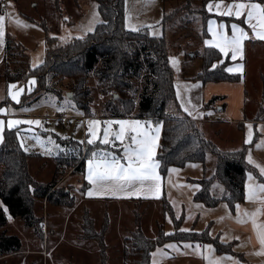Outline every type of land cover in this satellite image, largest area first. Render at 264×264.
I'll return each instance as SVG.
<instances>
[{"label": "rangeland", "instance_id": "374dc122", "mask_svg": "<svg viewBox=\"0 0 264 264\" xmlns=\"http://www.w3.org/2000/svg\"><path fill=\"white\" fill-rule=\"evenodd\" d=\"M5 1L2 3L0 0V16H4L5 33L3 42L0 43V107L5 108L9 115L16 113L34 118L42 117L41 124L36 126L39 129L36 132H19L27 152L33 154L28 159V171L44 186L52 182L56 183L55 188L51 190L55 192L54 199L64 193H67L69 198L66 206H54L44 199L37 200L39 221L32 228H25L21 221L8 217L7 224L0 229V232L5 230L8 235L18 236L22 247L19 253L0 258V264H124L122 255L124 245L138 227L149 239L156 240L159 236L162 241L160 244H155L152 253L157 252L158 248L161 252H157L155 257L151 253L152 264L153 260L156 264H209L210 260L224 256L232 257V260L225 261L224 264H264V257L257 255L262 251L261 246L252 249L248 242L242 246L243 248L233 245V253H219L215 249L213 244L218 241V237L211 235V225H207L210 220H222L223 213L229 214L231 210L225 205L221 207V211L220 209L212 211L194 200L200 188L197 182L203 180L206 175L211 177L215 171L214 164L208 172L210 167L208 161L205 165L188 163L180 168L163 169L161 166L158 171L163 181V189L158 198L151 194L147 197L143 194L139 196L103 194L104 196L99 199L86 197L84 178L87 175V159L91 156V152L107 150L115 152L117 156L123 155L119 141L116 142V146H105L99 141L95 145H87V122L92 119L103 122L138 118L108 116L106 105L112 103V96L102 95L94 78L88 81L93 93V102L89 110L84 112L73 100V92L69 90L67 79L53 74L48 75L45 86L51 90L47 91L46 87L40 88L35 78L36 84L32 87V91L28 92V81L34 76H27L26 73L30 67L41 65L49 51H56L59 46L65 45L74 37L85 36V33L91 30V25L98 22V5L89 0ZM209 2H220V0L208 2L196 0L190 3L187 0H126L125 2V28L128 31H134L133 28L138 29L136 31L147 29L153 37H165L177 88L181 85L179 81L194 82L201 72V53L207 38L203 35L201 24L196 21H201L204 14L207 17H215L207 11ZM171 13L172 15L169 16ZM47 36L57 37L58 41L47 43ZM173 60L177 63L173 64ZM221 60L223 63L217 66L228 67L230 61L223 57ZM12 83H18V88H24L19 103L8 96V86ZM220 105L218 100L207 109L204 105L203 109L199 108L198 111L201 112L200 115L213 117L214 121L223 120L224 115L217 112ZM166 111L173 115H183L177 112L175 101L168 102ZM261 117L263 116H257V119ZM0 120L6 121L8 118L0 117ZM152 123L155 125L159 122ZM160 125L157 158L163 129V125L161 123ZM248 125L252 126V137L254 135L253 123L246 121L243 126L244 132L242 130L240 134L244 142L248 138ZM112 127L118 129V125L114 124ZM236 134L238 133H230L232 141H235ZM37 137L39 139H36ZM252 141L251 138V142L246 144L250 145ZM239 150L241 149L236 151ZM258 151L259 153L254 155L250 152L246 158L252 168H255V165L264 167V163L257 162L259 156H264L263 146ZM58 156L60 159L57 162ZM70 156L79 157V161L66 162L67 157ZM249 156L253 161L252 164L248 162ZM209 157L214 162L213 156ZM81 161L84 165L79 167ZM170 168H175L177 171L170 173L168 171ZM1 170L0 166V173ZM82 172H85V175H81ZM248 173H252L255 178L253 172ZM255 181L258 183L256 179ZM246 183H248V174ZM197 185L199 188L196 187ZM216 185L223 189L217 183ZM212 194L218 197L213 190ZM213 213L217 215H210ZM85 217L93 220V234L94 232L98 234L100 241L87 239L83 235ZM204 226L207 228L204 229ZM218 227L219 224L213 226L212 234L216 230H221L223 241L229 242L238 236L228 228ZM182 229L187 231H181ZM163 231L164 234L172 233L166 235L168 237L178 232L195 233L196 235L193 236L196 238L205 237L203 243H199L201 246L210 244L213 250L209 251L201 247L199 251H195L197 242H178L174 239L163 242L164 239H168L163 236ZM182 236L180 234V238H183ZM239 240L243 241L244 238ZM170 244L177 245L178 250L165 247ZM185 244H191L192 247L185 248ZM223 251L228 252L226 248Z\"/></svg>", "mask_w": 264, "mask_h": 264}, {"label": "trees", "instance_id": "16d2710c", "mask_svg": "<svg viewBox=\"0 0 264 264\" xmlns=\"http://www.w3.org/2000/svg\"><path fill=\"white\" fill-rule=\"evenodd\" d=\"M89 1L98 5L101 22L87 35L73 38L65 45L59 46L56 51H49L41 65L28 69L27 76H34L43 89L47 88L45 85L50 74L67 79L69 90L73 92V100L84 112L89 110L93 102V93L88 81L94 78L101 94L112 96V103L105 104L108 116L135 117L163 125L158 153V158L163 161V169L180 168L188 163L205 165L208 156H213L215 171L211 177L206 175L203 180L197 182L200 189L194 200L208 208L226 202L230 208L235 209L236 205L244 200L246 175L250 169L246 161L247 150L243 148L233 152L222 151L206 138L202 130L203 125L181 110L176 99L174 70L169 62L167 41L164 36H151L147 29L128 31L125 28L126 0ZM192 1L196 0H187L189 3ZM204 1L213 0H201ZM201 14L203 15L202 12ZM171 15L172 13L169 16ZM210 18L224 20L218 16L207 17L205 14L201 21L197 20L202 26L205 38L209 37L207 22ZM46 41L57 42L58 38L47 36ZM9 47L8 44V49ZM201 59L202 69L197 79L203 83L240 81V75L229 74L224 70L227 66L212 68L213 63L222 59L217 49L205 47ZM218 100L220 96L212 97L204 108L207 109ZM170 101H175L177 112L183 115H173L166 111ZM32 155L21 147L17 129L5 131L4 142L0 146V229L7 224L8 217L21 221L25 228L34 227L39 221L37 200L44 199L54 206L68 205L67 193L54 199L55 192L51 190L55 188L56 183L44 186L30 175L28 159ZM67 158L68 163L79 161V157ZM59 159L58 156L56 161ZM81 162L79 167L84 165L83 161ZM216 183L225 188L222 196L215 197L212 194V187ZM82 228L87 239L99 240L98 234H93V220L85 217ZM180 234L183 238H180ZM194 234L178 232L172 237L163 235L168 238L163 242L174 239L178 242L203 243L205 237L202 235V239H199L193 236ZM156 243H162L159 236L156 240H151L138 227L124 245V264H152L151 253ZM213 245L219 253H224V244L216 241ZM21 247L18 236L8 235L5 230L0 232V258L19 253ZM226 250L231 252L229 248Z\"/></svg>", "mask_w": 264, "mask_h": 264}, {"label": "snow or ice", "instance_id": "6c2138e0", "mask_svg": "<svg viewBox=\"0 0 264 264\" xmlns=\"http://www.w3.org/2000/svg\"><path fill=\"white\" fill-rule=\"evenodd\" d=\"M215 12L219 16L236 17L237 19L244 17L243 23L247 24L251 29L252 36L240 26L239 23L231 24V35L225 31V24H217L215 20L209 19L207 22V31L211 34L212 39L205 40L204 44L213 49H217L220 54L227 57L231 54V59L236 60L239 54L242 58L244 41L254 38L264 40V0H232L231 3H223V0L215 4L209 2L207 10ZM4 16H0V43L3 42L4 37ZM17 23H21L17 21ZM136 31L138 29L133 28ZM173 64L177 63L175 60ZM223 63V60H218L212 64V68L216 69L217 64ZM225 71L231 73L240 71L242 72L243 66L237 64L235 67H227ZM28 92L32 91V87L36 84L35 77L28 81ZM24 92V88H18L17 84H10L8 86V96L11 100L19 103V97ZM177 98H180V92L177 91ZM183 106V105H182ZM185 111H188L185 108ZM6 110L0 107V114H5ZM191 115V113L189 112ZM7 128L11 130L21 124L40 125L39 120H19L8 119ZM118 125V129H113V125ZM5 121L0 120V140L3 139ZM249 128L248 138L245 143L251 142L252 131L251 125ZM102 132V135H101ZM161 125L156 123L153 125L152 121H141L138 119H121V120H108L99 121L96 119L87 122V145H95L97 141L105 146H116L119 141V146L122 148L123 155L117 156L115 152L107 150L92 151L91 156L87 159V175L85 179L92 187L88 190L87 195H103L112 194L117 195L125 193L126 195L139 196L151 194L158 198L161 192V176L159 169L163 161L157 158L158 140L160 138ZM36 139H39L38 137ZM83 143V141L81 142ZM21 147L24 148L23 143ZM27 151V148H24ZM250 164L253 163L251 156L248 158ZM259 168L260 175L264 176V167L255 165ZM168 171L175 172L177 169L170 168ZM199 188V186H196ZM264 183H257L252 173H248V183L245 184L244 198L248 201H259L264 204ZM199 207V206H198ZM237 208V221L244 222L240 219L239 205ZM261 213V209L257 208L255 212H245L244 216L248 217L251 221L253 230L256 233L257 240L261 245V253H264V223L257 222V216ZM181 231H187L182 229ZM164 235H172V233H165ZM166 248L177 249L175 244L165 245ZM185 248H191V244H185ZM201 247L212 251V245L201 246L199 243L195 245V251H199ZM161 252V249H157ZM157 252H153L152 256L155 257ZM232 260L230 256H224L216 260H210L209 264H224L225 261ZM153 264L156 261L153 260Z\"/></svg>", "mask_w": 264, "mask_h": 264}, {"label": "crops", "instance_id": "0c3cea01", "mask_svg": "<svg viewBox=\"0 0 264 264\" xmlns=\"http://www.w3.org/2000/svg\"><path fill=\"white\" fill-rule=\"evenodd\" d=\"M212 3L215 4L216 2H212ZM223 3L227 4V3H231V1H223ZM210 13L214 14L215 16L224 18V20H219V21L216 18H210V19L215 20L217 24L224 23L226 26L225 31L227 32L228 35H231V24L239 23L240 26L243 27L249 33V37L252 36L251 29L248 27L247 24L242 22L244 17L237 19L234 16L233 17L219 16L215 12V8ZM97 17H98L97 19L98 22L95 23L94 25H91L90 27L91 30L85 33V35L92 32L95 29L96 25L101 22L99 11ZM208 35L209 37L207 38V40L212 39V36L209 32ZM74 38H78V37H74ZM205 47L207 46L205 45ZM222 57L223 59H228L230 61L228 67H235L237 64L243 66L242 72L240 71L231 72V73L228 72L229 74L240 75V81L218 82V83H214V82L203 83L200 79H197L194 82L179 81L181 84L178 87L179 89L176 87V81H175L174 82L175 90L177 89L176 99L178 100V104L180 108L182 107V111L185 114H187L192 119L200 122L203 125L202 130L206 138H208V140L214 142L224 152H233L238 149L245 148L247 150L246 153V158H247L250 152H252L253 155L259 153L258 149L261 146H263V150H264V40H258L254 38L245 40L243 46L242 58L238 54L236 60H232L230 53L227 57L223 55ZM12 84L18 85V83H12ZM178 90L180 92L179 99L177 98ZM214 96H220L221 105L219 106L217 112L218 114L222 113V115H224L223 120L220 119L219 121H214L213 117L200 115L201 112L198 111L199 108L203 109V106ZM194 104H196L195 107H192ZM185 108H187L188 111H185ZM189 112L191 113V115L189 114ZM260 115H262L263 117L257 119V116L260 117ZM0 117L5 119L8 118V119H19V120H39L42 122V117L34 118V116L32 117V116L20 115L16 113L14 115H9L8 112H5V114H0ZM246 121H251L254 125L253 128L254 135L252 137L253 141L250 145H247L240 136L242 130L244 132L243 126L245 125ZM6 122L7 120L5 121L3 139L0 140V145L4 141L5 131L8 130ZM36 126L39 125L29 126L27 124H21L12 129H17L18 133L20 131L32 133L39 130L38 127ZM231 132L238 133L236 134L237 136L235 137V141H232L230 139ZM19 139H20V143H23V141L20 138V135H19ZM209 156L207 158V161L210 162V167H208V172L211 170V167L215 164V160L214 162H212V159ZM257 162L264 163V156L262 155L259 156ZM250 171L254 173L255 179L258 181V183H264V176L260 175L258 168L250 167L248 172ZM81 175H85V172H82ZM84 184L86 186L85 192L86 191L88 192V190L92 187V185H90L85 178H84ZM217 184L223 187V185H221L220 183ZM162 189H163V181L161 180V191ZM212 190L213 192H216L217 196H222L223 193L225 192L224 187L223 189H221L216 184L213 185ZM120 194H125V193H120ZM102 196L104 195H93L90 197L86 194V197L91 199H94V197L99 199ZM225 205H227L231 210L230 213L229 214L223 213L222 220L219 221L210 220L207 225V226H209V224L211 225V231H210L211 235L213 237H218V242L224 244L226 246V249L229 248L231 250V252H224V253L225 254L233 253L232 250L233 245H238L240 248H243L242 246L247 242L249 243V246L252 249L260 247L261 245L257 240L256 233L253 230L252 223L248 219V217L244 216V213L245 212L253 213L256 211L257 208H260L261 213L257 216V222L261 223L262 221H264V204H261L259 201H248L245 198L243 202L238 203L237 205H239V209H241L239 210L240 219L244 222L237 221V208L236 207L235 209L230 208V206L226 202H221L218 206L214 208L207 207V209H210L212 211L220 209L221 211V207H225ZM210 215L216 216L217 214L213 213ZM218 224H219L218 228H223V227L228 228L229 230L235 232L238 236H235L232 241L229 242L223 241L222 240L223 233L221 230L218 231L216 230L215 233L212 234L213 226H216ZM207 226H204V229H206ZM239 238H244V240L240 241ZM261 252L262 251L258 253ZM258 256L264 257V253L259 254Z\"/></svg>", "mask_w": 264, "mask_h": 264}, {"label": "built area", "instance_id": "2783aa9c", "mask_svg": "<svg viewBox=\"0 0 264 264\" xmlns=\"http://www.w3.org/2000/svg\"><path fill=\"white\" fill-rule=\"evenodd\" d=\"M2 3H5L6 1L5 0H1Z\"/></svg>", "mask_w": 264, "mask_h": 264}, {"label": "water", "instance_id": "95a60500", "mask_svg": "<svg viewBox=\"0 0 264 264\" xmlns=\"http://www.w3.org/2000/svg\"><path fill=\"white\" fill-rule=\"evenodd\" d=\"M71 94V93H70ZM71 97H72V94H71Z\"/></svg>", "mask_w": 264, "mask_h": 264}]
</instances>
